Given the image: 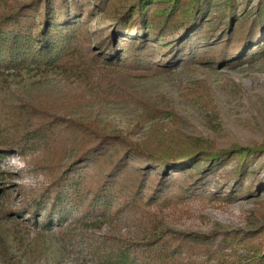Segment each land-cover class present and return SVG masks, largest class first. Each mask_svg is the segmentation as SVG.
Returning a JSON list of instances; mask_svg holds the SVG:
<instances>
[{"label":"rangeland","instance_id":"1","mask_svg":"<svg viewBox=\"0 0 264 264\" xmlns=\"http://www.w3.org/2000/svg\"><path fill=\"white\" fill-rule=\"evenodd\" d=\"M30 1L0 0V11ZM129 1L113 0L105 11L93 6L95 14L83 23L89 40L55 66H0V264H94L91 251L98 237L128 233L123 221L87 219L85 212L55 211L44 205L54 179L86 149L88 142L80 128L120 134L147 145L178 140L224 149L264 144V53L252 48L219 63L195 60L197 55L218 51L220 41H226L225 32L235 39L239 24L249 39L258 21L254 40L264 44V13L257 12L264 0H231V9L224 15L225 0H210L198 28L202 32L209 24L212 32L208 37L199 33L198 48L181 53L177 60L172 52L169 61L162 63L164 53L150 39V56L141 60L145 64L126 59L125 43L117 45V58L125 64L121 60L104 64L105 56L99 54L93 37L104 29L102 39H109L119 7ZM86 8L81 9L80 20ZM75 11L69 7L71 17ZM238 47L233 46L235 52ZM112 49L110 44L101 50L110 54ZM28 116L40 126L43 139L27 151L14 142L20 129L12 122ZM46 124L54 130L46 131ZM57 125L65 128L57 130ZM233 167L234 160L223 159L211 172H200L193 186L173 171L170 188L160 200L164 202L145 212L160 216L174 231L264 230V185L237 195L250 182L264 179V154L256 156L240 178L231 176ZM220 172L225 176L219 177Z\"/></svg>","mask_w":264,"mask_h":264},{"label":"trees","instance_id":"2","mask_svg":"<svg viewBox=\"0 0 264 264\" xmlns=\"http://www.w3.org/2000/svg\"><path fill=\"white\" fill-rule=\"evenodd\" d=\"M112 1L91 0L92 4H89L87 0L84 1L87 3L79 4V0H31L13 5L8 11H0V66H55L63 56L82 48L89 40V32L83 23L95 14L93 6L105 11ZM209 3L210 0H130L128 5L119 7L116 26L107 33L109 39H102L104 29L98 30L93 37L98 42L99 54L105 56L102 63L110 66L119 60L123 63L122 57L117 58V45L125 43L126 59L145 64L141 60L150 56L147 51L150 39L157 43L156 50L164 53L162 63L169 61L172 52L173 60L179 59L181 53L198 48L196 43H201L198 42L200 34L208 37L212 32L209 24L202 32L198 28L199 20L208 12ZM224 4L222 15L232 6L231 0H225ZM69 5L76 8L74 17L69 15ZM85 6V16L80 20L79 13ZM257 12L264 13V1ZM255 29H260L258 21L253 23L251 37L247 39L239 24L235 28V39L231 38L230 32H225L226 41H220L218 51L202 57L197 55L195 60L219 63L226 56L238 58L239 51L249 52L252 48L263 54V42L254 40L258 34ZM110 44L113 45L110 54L101 50ZM152 56L157 54L153 52ZM12 123L20 129L14 142L22 150L28 151L43 139L40 126L30 116L19 117ZM57 126V130L65 128ZM45 130L54 129L46 124ZM80 130H84L88 142L86 149L54 179L44 205L55 211L64 208L80 214L85 212L87 219L126 223L129 229L126 236L109 233L95 240L91 251L94 264H264L262 228L207 234L174 231L160 216L157 218L145 212L164 202L160 200L165 189L170 188L167 186L173 171L184 177L186 185L193 186L199 181L200 172H211L227 159L234 160L231 176L237 179L256 156L264 154V144L234 145L224 149L178 140L147 145V142L136 143L123 135H109L89 127ZM201 162L204 165L201 166ZM218 175L225 176L222 172ZM262 185L264 179L257 178L255 183L250 182L244 189H239L237 195L253 193ZM227 199L229 197L223 200Z\"/></svg>","mask_w":264,"mask_h":264}]
</instances>
